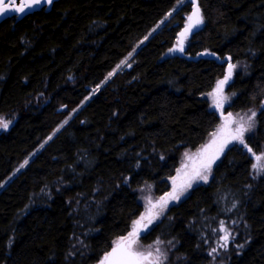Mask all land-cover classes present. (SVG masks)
<instances>
[{
	"label": "trees",
	"instance_id": "trees-1",
	"mask_svg": "<svg viewBox=\"0 0 264 264\" xmlns=\"http://www.w3.org/2000/svg\"><path fill=\"white\" fill-rule=\"evenodd\" d=\"M196 1L183 54L188 0H56L0 21V115L13 120L0 132V264H97L146 220L144 188L159 198L136 231L150 261L264 264V0ZM244 110V143L171 188L194 157L205 169L222 116L231 135Z\"/></svg>",
	"mask_w": 264,
	"mask_h": 264
},
{
	"label": "rangeland",
	"instance_id": "rangeland-1",
	"mask_svg": "<svg viewBox=\"0 0 264 264\" xmlns=\"http://www.w3.org/2000/svg\"><path fill=\"white\" fill-rule=\"evenodd\" d=\"M184 22H186V17H185ZM184 22H183V24H184ZM183 24H182V26H183ZM187 38H188V36L186 34L184 37V40H183L184 44L186 43ZM177 43L178 42H177V37H176V44ZM123 63L124 64L128 63L127 57L121 62V64H123ZM95 90H93V91H95ZM252 113H254L252 110H244V111L239 112V114L237 115V119H236L237 123H243L244 125H247V128L250 130V126H253V123H254V116H252ZM0 117H3L5 119V121H10L9 125L13 122L12 118L10 116H8L7 114H1ZM250 117H251V119H249ZM222 120L223 121L221 122L220 127L217 128L209 136V138L206 140V142L202 145V147L200 149L201 150V152H200L201 156H198V159L202 160L205 164H207L209 159L214 161L218 157V155L222 152V150L226 147V145H228L230 142H232L231 135H230V126H228V124H227L228 119L226 117L222 116ZM4 130H6V129L0 128V132L4 131ZM225 141H229V142L225 144ZM222 144H224L225 146L223 147L222 150H220ZM195 156H197V155H195ZM191 162H193V163H191V166H189V168L186 167L187 169L184 172H182L181 174H179V176L175 180H173V184L171 185L172 186L171 188L176 186V189L181 191L182 189L186 188L188 186V184H192V183H195L198 181L199 176H197L196 174H197V171L199 169L197 168L198 163L196 161V157H194L191 160ZM184 164H187V163H184ZM184 164L182 166H184ZM194 170H195V173L189 178V181L186 180V179H188V177L187 178H185V177L187 175H190L186 171H194ZM200 171H201L200 174H207L208 173V169H203ZM143 191L144 192L141 195V199H142L143 204H144V212H145L144 215L145 216L144 215H141V216L144 217V219L149 220V219H151V216H154V213H156L158 210L155 208V203L157 202L156 199H159V198L153 197V195L148 190H146L145 188L143 189ZM165 194L168 195L169 193L166 192ZM167 201H171V198L169 199V195L167 197ZM160 208H162V205L160 206ZM153 209H155V212H153ZM157 214L158 215H156V219L159 216V213H157ZM146 220H143L142 218L139 217V219L137 221L139 223H137L135 225V227L134 226L132 227V229L129 231V234L133 233V231L136 232L138 229H139V231L144 230L146 225H147L145 223ZM223 237H226V234L223 235ZM134 239H135L136 243H134L132 245V250L134 249L136 251V253L143 254L145 257H147L145 264H148V261H150L149 259L152 257V256L148 257V253L152 250L151 246L147 247V246L141 245L137 241L136 236L134 237ZM102 261H99L97 264H101Z\"/></svg>",
	"mask_w": 264,
	"mask_h": 264
},
{
	"label": "snow or ice",
	"instance_id": "snow-or-ice-1",
	"mask_svg": "<svg viewBox=\"0 0 264 264\" xmlns=\"http://www.w3.org/2000/svg\"><path fill=\"white\" fill-rule=\"evenodd\" d=\"M47 3H51V0H46ZM41 3V0H30V2H26L25 4H21L20 6H14V0H0V15H5L8 13L9 10H13L15 12H21L23 13L25 11V7L31 8L33 5H38ZM189 25L188 28L185 29V33L189 31L194 25H198L202 23V19L200 17V10L197 6L192 15L188 17ZM185 33H181V36H184ZM182 43V41H181ZM180 51H183V48H180ZM231 68L232 66H229V76L231 75ZM228 80V77H225V80L220 81L219 85L222 86L224 83H226ZM217 106H221L220 100H217ZM252 116H255V113H252ZM251 119V117L249 118ZM10 121H5L3 117H0V128L6 129L9 126ZM248 128L244 126L243 123H241L234 131V133L231 134V140H237L241 144L244 143V132L247 131ZM229 141H225V144ZM225 145L222 144L220 150L223 149ZM251 151V149H249ZM259 159V157H258ZM212 160L209 159L207 164L205 165V169H209L211 166ZM23 167V165H22ZM199 176L200 179H206L207 177L205 175H201L200 173L196 174ZM190 186V184L188 185ZM169 197L171 199H178V195L173 192L169 194ZM161 201L163 204H166L167 201L161 198ZM143 219V218H142ZM151 221H149L150 223ZM139 223V222H137ZM136 236V232L133 231V233L129 234V237H125L121 242L117 244V247L113 249V252L108 254L104 258V260L101 262V264H145V261L147 260V257H145L143 254L135 253L132 250V245L136 243L134 237ZM227 239V237H225ZM215 251V249H213ZM157 253H159V249H157ZM152 253H148V257H151ZM148 264H160L159 259H156L154 261H148Z\"/></svg>",
	"mask_w": 264,
	"mask_h": 264
},
{
	"label": "water",
	"instance_id": "water-1",
	"mask_svg": "<svg viewBox=\"0 0 264 264\" xmlns=\"http://www.w3.org/2000/svg\"><path fill=\"white\" fill-rule=\"evenodd\" d=\"M54 1H56V0H51V3H47L46 2V0H41V3L40 4H38V5H33L31 8H28V7H25V11L23 12V13H21V12H15V11H13V10H9L8 11V13L7 14H5V15H0V21H2L3 19H5V18H7V17H10V16H14L15 17V19H19V18H21L22 16H24L25 14H28V13H30V12H33V11H35V10H39V9H41V8H46V9H48L52 4H53V2ZM189 2H190V10H189V12L187 13V16H186V22H184V24H183V26L179 29V31H178V33H177V45H176V48H177V51L179 52V53H182L183 51H180V48L182 47L183 49H184V42H183V40H184V37H185V35L187 34V36H188V38L189 37H191V35L193 34V33H195L196 31H198L200 28H201V26H202V23H200V24H198V25H194L189 31H187L186 33H185V29L186 28H188V25H189V20H188V17L190 16V15H192V13H193V11H194V9L198 6V4H197V1L196 0H188ZM26 2H30V0H14V6H20L21 4H25ZM199 7V6H198ZM199 10H200V8H199ZM200 17H201V19H202V15H201V10H200ZM203 22V21H202ZM181 33H185V35L184 36H181ZM181 41H182V43H181ZM183 54V53H182ZM186 58H192V59H194V58H196L197 57V55L196 56H194V57H191V56H188V55H184ZM231 65V63L230 62H227V64H226V72H227V74L229 73V66ZM125 68L126 69H129L130 68V64H127V65H125ZM226 74V76H228ZM125 237H129V235H127V236H125ZM125 237H123V238H121L120 240H118L108 251H107V253L105 254V256H104V258L106 257V256H108V254H110V253H112L113 252V249L114 248H116L117 247V244L119 243V242H121ZM104 258H103V260H104Z\"/></svg>",
	"mask_w": 264,
	"mask_h": 264
},
{
	"label": "bare ground",
	"instance_id": "bare-ground-1",
	"mask_svg": "<svg viewBox=\"0 0 264 264\" xmlns=\"http://www.w3.org/2000/svg\"><path fill=\"white\" fill-rule=\"evenodd\" d=\"M103 260V259H102Z\"/></svg>",
	"mask_w": 264,
	"mask_h": 264
}]
</instances>
